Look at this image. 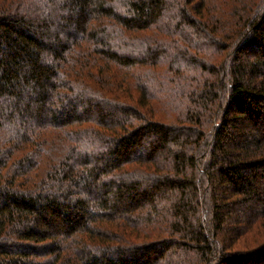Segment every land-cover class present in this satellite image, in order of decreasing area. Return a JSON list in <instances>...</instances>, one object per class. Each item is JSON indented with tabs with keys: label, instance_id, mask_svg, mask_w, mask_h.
<instances>
[{
	"label": "trees",
	"instance_id": "16d2710c",
	"mask_svg": "<svg viewBox=\"0 0 264 264\" xmlns=\"http://www.w3.org/2000/svg\"><path fill=\"white\" fill-rule=\"evenodd\" d=\"M0 264H264V0H0Z\"/></svg>",
	"mask_w": 264,
	"mask_h": 264
}]
</instances>
